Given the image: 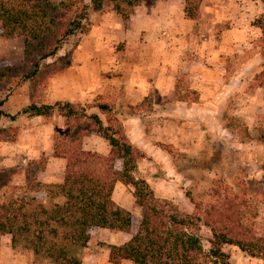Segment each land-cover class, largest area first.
I'll return each mask as SVG.
<instances>
[{
	"label": "rangeland",
	"instance_id": "374dc122",
	"mask_svg": "<svg viewBox=\"0 0 264 264\" xmlns=\"http://www.w3.org/2000/svg\"><path fill=\"white\" fill-rule=\"evenodd\" d=\"M168 1L173 2V13L166 9ZM143 5L146 11L136 7L124 22L109 6H103L100 11L90 9L88 33L75 37L78 39L75 49L70 50L71 42L66 43L57 55L43 61L37 79L13 88L2 109L13 114L32 102H55L54 84L50 85V80L67 69L69 57L78 46L77 54L138 56V44L141 42L155 41L161 53L169 54L168 45L174 41L181 43L182 56L189 61L199 58L198 53L216 56L212 49L220 50L221 74L218 78L214 74L208 76L212 86L207 92L195 94L193 88L200 85V81L192 79L188 72L177 73L174 100L179 98L184 103L179 105L180 110L156 113L148 109L151 98L145 97L135 113L141 116L146 132L157 124L172 136L165 139L163 136L162 145L170 156L167 166H171L178 176L173 177L174 181L166 178L165 183L156 181L158 199L166 196V200L179 210L191 212L192 205L185 195L204 205L213 200V192L225 190L238 199L241 216L248 225L264 233V22H256L264 16L263 4L251 0H201L199 16L194 21H184L176 14V9L183 6V0H149ZM110 13L114 21L109 16L106 22L101 23L100 16ZM229 41L235 45L228 47ZM21 60V40L6 38L0 31V62ZM103 75L108 76L109 73ZM6 94L7 87H4L0 91V99ZM93 103L88 100L78 104L89 106ZM172 105L177 106V103ZM117 113L123 112L117 108L114 114ZM7 126L16 127L17 135L11 142L0 141V195L7 193L12 186H23L25 176L48 186L60 184L64 161L49 159L53 158L54 138L65 133L63 121L56 115L44 119L21 116L13 122L0 121L1 128ZM92 135L82 139L81 147L104 149L106 143L103 138ZM113 198L130 209L131 226L134 228L141 215L140 208L132 205L133 200L128 193L116 191ZM199 235L202 250L206 253L209 231L201 226ZM128 239L127 233L119 237L121 242ZM101 241H108V231L91 229L84 256L99 253ZM222 252L228 257L229 264H262L234 246H223ZM13 255L18 263H31L29 251H12L9 236H0V264H10ZM203 264L214 263L208 259Z\"/></svg>",
	"mask_w": 264,
	"mask_h": 264
},
{
	"label": "trees",
	"instance_id": "16d2710c",
	"mask_svg": "<svg viewBox=\"0 0 264 264\" xmlns=\"http://www.w3.org/2000/svg\"><path fill=\"white\" fill-rule=\"evenodd\" d=\"M147 1L0 0L1 33L6 38H19L22 44L21 61L0 62V91L7 87V94L0 99V121L56 115L66 128L52 142V157L64 161L61 183L48 186L25 176L23 186H12L1 194L0 236H9L12 251H29L32 264H80L91 229L129 234L120 245L100 244L107 251L109 264H203L208 259L214 264H229L223 246H234L264 264V233L248 225L235 196L215 191L213 200L202 205L185 195L192 205L189 213L169 200L154 197L149 185L134 176L143 154L130 144L109 104L93 106L105 124L70 101L32 102L13 114L2 109L13 88L37 79L43 61L57 55L66 43L71 42L70 50L75 49V37L88 33L90 9L100 11L109 6L124 22ZM251 1L264 6V0ZM200 2L183 0L184 19L194 21L199 16ZM256 22L263 23L264 16ZM92 133L107 144L106 155L82 150V139ZM16 135V127H0V141L11 142ZM115 183L128 187L133 203L141 210L134 228L131 214L111 200ZM201 226L209 231L206 253L201 247Z\"/></svg>",
	"mask_w": 264,
	"mask_h": 264
},
{
	"label": "crops",
	"instance_id": "0c3cea01",
	"mask_svg": "<svg viewBox=\"0 0 264 264\" xmlns=\"http://www.w3.org/2000/svg\"><path fill=\"white\" fill-rule=\"evenodd\" d=\"M173 7V2L168 1L166 9L170 11V13L175 11ZM140 8L144 11L147 9L143 4L137 7V9ZM182 9L183 6L176 9V14H178L181 19L184 18ZM109 16L110 19L114 21L115 18H112L113 14L110 13L100 16V22H106ZM184 21L188 20L185 19ZM107 25L108 23H106V26ZM92 30L93 26L89 35H91ZM117 32H119V30H117ZM177 43L178 42L173 41L168 45L170 47L169 54L161 53L158 48L159 46H157V42L150 41L146 44H144V42L138 44V52H140L138 56L109 55L107 57L96 53L77 54V50L80 49L78 46L77 50L69 57L70 61L67 69L55 75L50 80V85L51 83L54 84V101L83 103L84 101L92 100L94 101L92 105L88 106L87 104L86 106L82 105V107L86 109L87 114L97 115L103 124H105L104 118L93 106L98 102L110 105L112 115L120 123L130 144L143 154V158L136 163L134 176L144 180L152 189L154 197L157 199L156 181L162 180L161 182L165 183V178L169 181H174L173 177L178 176L173 172L171 166H167L166 161L170 156L162 145L163 136L164 139L171 138L172 136L164 127H160L157 124L152 125L153 130L149 129V131L146 132L143 128L141 116L135 113L136 108H134L132 112H127L125 110H129L128 107L135 106L140 108L145 97L151 98L148 109L156 113L174 109L180 110L181 107L179 105L184 103L180 102L179 98L174 100V96L177 95L174 85L176 75H178L177 73L188 72L191 74L192 79L200 81V85L198 84L196 88H193V91H195L194 93L198 95L205 93V91L207 92L212 86L209 83L212 81L208 79L209 75L212 76L214 74L213 76L218 78L219 74H221L222 63L218 54L220 50L212 49L213 53H217L216 56L210 53L203 56V54L198 53V50L197 53L199 58H193V61H189L185 56H182L181 43ZM234 45L232 41H229L227 44L228 47H233ZM189 64L195 66H188ZM106 73H109V75H103ZM172 103H177V106L172 105ZM117 108L121 109L123 113H117L115 115L114 112ZM159 121L163 122V120ZM89 136L93 135L90 134ZM89 136L84 138L87 139ZM81 148L84 151L94 152L100 155H106L108 153L107 144L102 150H97L95 148L84 149L83 146ZM55 158L56 157H53L49 160ZM169 169L171 171H169ZM128 190V187L120 183H115L111 193V200L116 206L130 213L128 207H125L122 203L113 198L114 193L120 191L128 193L129 197L132 199L130 191ZM161 197H165L166 199V196ZM132 205L136 206L133 202ZM98 230L108 231V241H101L103 244L120 245L127 241L121 242L119 240V237L124 233L106 229ZM16 258L17 257L14 255L11 256L12 262L10 264H32L25 262L18 263V259ZM80 264H109L107 262V251L105 249H100L99 253L94 252L92 255H85L81 258Z\"/></svg>",
	"mask_w": 264,
	"mask_h": 264
}]
</instances>
